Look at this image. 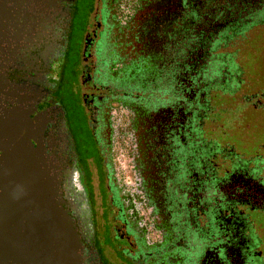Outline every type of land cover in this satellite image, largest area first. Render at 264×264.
<instances>
[{"label": "flooded vegetation", "instance_id": "1", "mask_svg": "<svg viewBox=\"0 0 264 264\" xmlns=\"http://www.w3.org/2000/svg\"><path fill=\"white\" fill-rule=\"evenodd\" d=\"M254 37L264 0H0V113L36 128L74 264H264V142L231 139L243 108L264 113Z\"/></svg>", "mask_w": 264, "mask_h": 264}, {"label": "water", "instance_id": "2", "mask_svg": "<svg viewBox=\"0 0 264 264\" xmlns=\"http://www.w3.org/2000/svg\"><path fill=\"white\" fill-rule=\"evenodd\" d=\"M18 106L0 113V264H74L55 172ZM17 122V125L15 123Z\"/></svg>", "mask_w": 264, "mask_h": 264}, {"label": "rangeland", "instance_id": "3", "mask_svg": "<svg viewBox=\"0 0 264 264\" xmlns=\"http://www.w3.org/2000/svg\"><path fill=\"white\" fill-rule=\"evenodd\" d=\"M248 42L249 45L244 47L240 55L242 65L244 66L245 71L248 73V79L253 83L257 88L264 90V49L260 46V40L257 37L250 39ZM76 60H68L64 65L63 70V79L62 82V96L65 103L72 105L74 103L75 96L72 98L71 82L74 81V73L70 71V66L75 63ZM69 87V88H68ZM77 106H73L72 112V127L74 129L75 137L77 139V145L81 150H90L92 151L91 141L88 140L87 132L84 127L82 117L78 110ZM236 112H227L226 116L222 117L223 125L225 127L231 126L233 118H235ZM237 124L243 126V129L240 128L238 131H235L231 139L233 142H236L235 136H239L243 140L244 145L251 146L254 142H264V113L260 108L250 109L243 108L240 112V117L237 119ZM247 127L245 128L244 126ZM238 137V138H239ZM240 143H238L239 145ZM264 256V248H263Z\"/></svg>", "mask_w": 264, "mask_h": 264}]
</instances>
